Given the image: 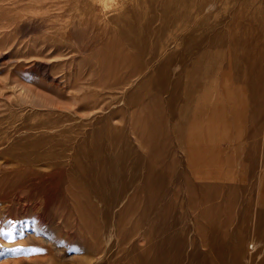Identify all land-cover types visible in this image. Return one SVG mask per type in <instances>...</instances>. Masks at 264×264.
I'll list each match as a JSON object with an SVG mask.
<instances>
[{
  "label": "rangeland",
  "instance_id": "obj_1",
  "mask_svg": "<svg viewBox=\"0 0 264 264\" xmlns=\"http://www.w3.org/2000/svg\"><path fill=\"white\" fill-rule=\"evenodd\" d=\"M0 264H264V0H0Z\"/></svg>",
  "mask_w": 264,
  "mask_h": 264
}]
</instances>
